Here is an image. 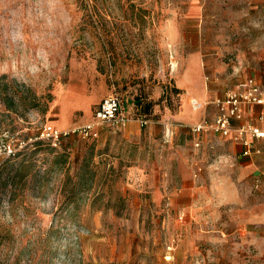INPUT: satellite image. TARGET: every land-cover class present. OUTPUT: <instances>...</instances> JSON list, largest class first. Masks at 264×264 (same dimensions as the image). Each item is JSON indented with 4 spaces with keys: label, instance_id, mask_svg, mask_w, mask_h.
<instances>
[{
    "label": "rangeland",
    "instance_id": "374dc122",
    "mask_svg": "<svg viewBox=\"0 0 264 264\" xmlns=\"http://www.w3.org/2000/svg\"><path fill=\"white\" fill-rule=\"evenodd\" d=\"M188 73L206 107L264 82V0H0L4 128H78L110 95L126 120L0 159V264H264V180L178 119Z\"/></svg>",
    "mask_w": 264,
    "mask_h": 264
},
{
    "label": "built area",
    "instance_id": "2783aa9c",
    "mask_svg": "<svg viewBox=\"0 0 264 264\" xmlns=\"http://www.w3.org/2000/svg\"><path fill=\"white\" fill-rule=\"evenodd\" d=\"M214 105L216 115L211 120H203L191 126L190 133L195 137L208 133L229 137L232 143L240 146V154L243 158L260 155L261 150L255 144L257 141H264V118H260L257 125L245 123L243 107L264 106V84L248 79L239 84L236 90L229 91L224 97L216 99ZM193 107L199 109L200 104L194 101ZM121 111L122 102L119 97L110 95L99 102L93 112L92 120L84 126L63 131L51 124H45L32 140L19 139L17 134H13L0 123V159H16L19 152L31 141H42L55 149L60 147L64 140L75 135L84 139H96L98 128L104 123H114L123 127L126 125ZM140 124L143 126L146 122L141 121ZM194 146L199 147L200 143L195 142ZM261 180L263 177L253 178L255 187H258Z\"/></svg>",
    "mask_w": 264,
    "mask_h": 264
},
{
    "label": "crops",
    "instance_id": "0c3cea01",
    "mask_svg": "<svg viewBox=\"0 0 264 264\" xmlns=\"http://www.w3.org/2000/svg\"><path fill=\"white\" fill-rule=\"evenodd\" d=\"M248 79H253L257 83L264 84V82H262L259 79H256L255 77H247L245 80L239 82L234 89H229V90H227V92L232 91V90H236L238 88L239 84H241L242 82H244ZM195 80H196V78L193 77L192 73H188L186 78L184 80H182L179 84L180 89H184L185 87L186 88L187 87L192 88V91L194 93L193 95L195 97V99L191 100V108H189V106H187V105L185 106V108H182L181 113H180L179 118H178L186 126L187 125H193V124L195 125V124L200 123L203 120H206L205 119L206 114L208 116H211V118H213L217 113L215 105H214V101L218 98L224 97V95L227 93L226 92L223 96L216 97L214 99L213 103L211 104V106L206 107L205 105L201 104V101L206 99L207 93L201 91L200 85L199 86L197 85V87L194 90V85H196ZM194 101L197 102L198 104H200L199 109H195L193 107ZM59 108H67V106L61 105ZM201 116L204 117L203 120H201ZM243 118H244L245 123H251V124L257 125L259 123V119L264 118V106H244L243 107ZM58 126L60 127L59 130L65 131L67 128H68L67 130H69V127L67 125L58 124ZM209 136L217 137L218 139L225 138L224 140L227 142H230L232 144V146L234 147V150H235L236 155H237V159L242 161L243 163H247L248 169L253 170L252 179L254 177L259 176V177H263V180H264V141H257L255 144L256 147L261 150L260 155H254L250 158H243V157H241V154H240V152H241L240 146L232 143V141L230 140L229 137H223L220 135H215L213 133H208V134H203L202 138L207 139Z\"/></svg>",
    "mask_w": 264,
    "mask_h": 264
},
{
    "label": "trees",
    "instance_id": "16d2710c",
    "mask_svg": "<svg viewBox=\"0 0 264 264\" xmlns=\"http://www.w3.org/2000/svg\"><path fill=\"white\" fill-rule=\"evenodd\" d=\"M136 105H140V104H139V101L136 102ZM8 109H10V108H8ZM141 109H143L142 111H145L144 114H145V113H146V114H149V108L146 107V110H145V108H141Z\"/></svg>",
    "mask_w": 264,
    "mask_h": 264
}]
</instances>
